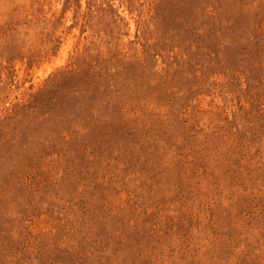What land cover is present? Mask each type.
Listing matches in <instances>:
<instances>
[{"label": "rangeland", "instance_id": "1", "mask_svg": "<svg viewBox=\"0 0 264 264\" xmlns=\"http://www.w3.org/2000/svg\"><path fill=\"white\" fill-rule=\"evenodd\" d=\"M0 264H264V0H0Z\"/></svg>", "mask_w": 264, "mask_h": 264}]
</instances>
